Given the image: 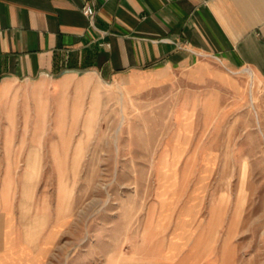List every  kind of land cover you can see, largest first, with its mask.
Returning a JSON list of instances; mask_svg holds the SVG:
<instances>
[{"label":"rangeland","instance_id":"rangeland-1","mask_svg":"<svg viewBox=\"0 0 264 264\" xmlns=\"http://www.w3.org/2000/svg\"><path fill=\"white\" fill-rule=\"evenodd\" d=\"M68 80L0 102V264H264V84Z\"/></svg>","mask_w":264,"mask_h":264},{"label":"crops","instance_id":"crops-1","mask_svg":"<svg viewBox=\"0 0 264 264\" xmlns=\"http://www.w3.org/2000/svg\"><path fill=\"white\" fill-rule=\"evenodd\" d=\"M206 58L264 84V0H0V102L76 75L135 88Z\"/></svg>","mask_w":264,"mask_h":264},{"label":"built area","instance_id":"built-area-1","mask_svg":"<svg viewBox=\"0 0 264 264\" xmlns=\"http://www.w3.org/2000/svg\"><path fill=\"white\" fill-rule=\"evenodd\" d=\"M82 12L83 14L88 17V18H93L95 16V9L93 8L92 5H90L89 3L85 4L82 8Z\"/></svg>","mask_w":264,"mask_h":264},{"label":"bare ground","instance_id":"bare-ground-1","mask_svg":"<svg viewBox=\"0 0 264 264\" xmlns=\"http://www.w3.org/2000/svg\"><path fill=\"white\" fill-rule=\"evenodd\" d=\"M248 73L250 74V76H251L252 78H254V76H253V74H252L251 72L248 71Z\"/></svg>","mask_w":264,"mask_h":264}]
</instances>
